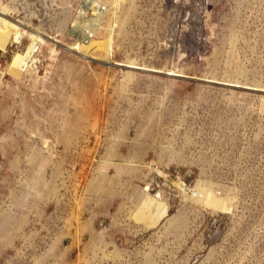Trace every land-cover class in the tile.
I'll list each match as a JSON object with an SVG mask.
<instances>
[{
  "label": "rangeland",
  "instance_id": "rangeland-1",
  "mask_svg": "<svg viewBox=\"0 0 264 264\" xmlns=\"http://www.w3.org/2000/svg\"><path fill=\"white\" fill-rule=\"evenodd\" d=\"M81 1L0 0V264H264V0H124L114 65Z\"/></svg>",
  "mask_w": 264,
  "mask_h": 264
},
{
  "label": "bare ground",
  "instance_id": "bare-ground-1",
  "mask_svg": "<svg viewBox=\"0 0 264 264\" xmlns=\"http://www.w3.org/2000/svg\"><path fill=\"white\" fill-rule=\"evenodd\" d=\"M84 1L85 0L81 1V8H79L78 15L74 19L76 23L74 25L71 24L73 28L70 30V32L74 34L75 27H81L82 36H79L81 37L82 43L79 42L77 45L71 46V49H79L84 51V53L91 58L98 59L99 57V59L106 60L107 64L114 65L111 62V57L113 56L114 50L115 29L118 25L117 11L122 6L124 0H112L116 19L113 20L107 28L103 24L105 13L108 10L107 5L103 4L100 0H86V4L88 5L87 8H85L83 6ZM202 1L200 0V2ZM5 17L0 16V47H5L11 39H13L14 42L21 43V40L27 38L24 50L15 51L5 68L7 74L11 75L17 82H20L28 74L29 68L36 65L33 63L38 61L36 56L37 49L42 44H46L48 40L42 36L41 32L27 29L19 20H12L7 16ZM99 30H107L104 39L97 38ZM95 44L102 45L105 51L98 55L92 54L93 51H91V48Z\"/></svg>",
  "mask_w": 264,
  "mask_h": 264
},
{
  "label": "built area",
  "instance_id": "built-area-1",
  "mask_svg": "<svg viewBox=\"0 0 264 264\" xmlns=\"http://www.w3.org/2000/svg\"><path fill=\"white\" fill-rule=\"evenodd\" d=\"M86 0L84 1V3H83V6L85 7V8H87V5L88 4H86ZM89 7V6H88ZM80 8H81V5H80ZM88 13H89V11H88ZM88 15V14H87ZM76 28V27H75ZM39 49V48H38ZM37 54H38V50H37V53H36V56H37ZM38 58V57H37ZM39 62V58H38V61L36 62V63H33V64H36V65H34V66H36L37 67V63Z\"/></svg>",
  "mask_w": 264,
  "mask_h": 264
}]
</instances>
